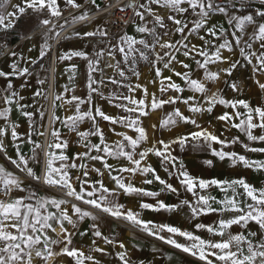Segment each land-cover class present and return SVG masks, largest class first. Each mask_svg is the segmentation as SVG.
I'll return each instance as SVG.
<instances>
[{
    "label": "snow or ice",
    "instance_id": "1",
    "mask_svg": "<svg viewBox=\"0 0 264 264\" xmlns=\"http://www.w3.org/2000/svg\"><path fill=\"white\" fill-rule=\"evenodd\" d=\"M9 2L10 0H0V31L11 30L15 25V21L25 14L28 9L34 12L48 9L54 17H60L62 14L58 0H22V3L12 5V11H5L6 5ZM252 2L253 0H224V3H218L217 0H143V3H137V0H129L126 7L132 8L135 11V15L141 21L145 20V15L151 16L152 22L160 28L165 27L164 17L158 14L153 6L166 8L170 13H175L176 15L169 14L167 19L176 25L175 32L180 34L181 39L161 43L162 38L156 33L155 28H149L145 23L143 26H137L136 31L142 34L149 33L154 36L155 40L152 44H149L146 40H137L135 37L125 34L120 37V44L109 49L108 56L110 58L114 59L115 50L118 48L125 64H129V60L131 59L132 64H129L128 70L137 77L140 74L134 67L136 60L135 53H139L140 58L145 60L148 59V56L145 52L136 48L135 45H143L144 48L151 50L155 55L153 65L155 76L158 79L151 81V83L159 84L161 96L158 97L155 92L149 93L148 88L144 85L137 84L135 87L128 85L129 95L114 96L109 101L110 103L117 100L126 101V103L114 104L115 107L121 109L126 115H110L99 107H95L93 110L91 94L96 93L101 98H104L103 93L99 92L98 88L92 87L96 81L92 78L91 72L98 70L99 60L93 61L89 59L88 54L84 51H71L64 54L61 59L80 57L88 61L89 97L87 100H83L73 96L70 100L65 101L67 104H72L73 101H76L75 114L66 116L61 121L69 132L76 133L79 137L78 142L85 150L76 153L73 157L66 155L63 150L68 148V141L61 139L60 132L54 129L52 135L58 142L48 145L50 151L44 153L47 157V172L44 177V183L49 187L64 190L66 196L73 197L75 200L101 213L129 223L140 232L190 255L199 264H264V188H256L248 183L244 177L231 180H205L193 177L185 169L183 162L173 155V145H179L181 150L189 142H194L193 147L197 148L206 145L212 154L220 160L228 159L232 166L240 164L245 168L255 171H264V160H252L235 151H225V148L230 147L232 144L240 143L241 147L247 152L264 153V147H252L249 144L241 142L239 137H234L231 140L221 139L208 129L202 128L196 119L185 116L179 108H175L172 113H169L162 120L160 124L161 128L174 127L179 120L183 123L194 125L198 130L168 141L160 139L150 147L145 146L142 150L137 151L141 144L147 145L148 142V134L142 126L141 117H147L150 111L161 109L165 105H175L178 102L188 106L189 111L192 113L206 111L211 114L216 105L231 108L234 110L233 112L229 113L225 111L223 114L218 115L216 119L225 122L226 129L232 127L244 133L248 141L264 143V105L253 107L248 101L243 99L228 100L223 98L219 94L218 89L213 92L206 87L204 82L199 79H193L191 76V66L183 61H177L176 58V53H180L186 58L195 60L198 68L203 69L205 80L215 83L220 80L221 73L231 76L240 62L238 60L232 61L227 68H223L219 72L210 71L208 66L217 62L228 63V59L222 56L221 50L227 49L231 52L233 42L237 47L243 43L244 47H240V54L244 56L248 64H252L253 59L257 61L253 65L254 72L264 73V51L257 55L256 51L252 50L253 43L255 42H259L260 48L264 49V0H258L261 7L255 8L254 11L244 15L237 14L250 7ZM65 3L71 7H81L77 3V0H65ZM92 4L99 9L100 6L97 4V0H92ZM183 5H187V7ZM189 8L192 10L193 15L197 17L196 20L192 21L193 26L190 29L186 20L177 18V16H182V14L186 13ZM230 8L234 10L231 15H229ZM120 10L124 11L123 8ZM214 13L227 16L228 24L230 26L234 25L235 29L240 33V35H237V31H233L230 34L234 38V41L228 39L227 30L223 27L217 31L215 25L211 27L207 26L209 23L208 17ZM86 19H88V13L85 11L80 16L74 17L73 23ZM40 22L46 26L51 23V20L43 19ZM247 26H253V31L248 35V39L245 40L244 35L246 34ZM61 28L63 29L64 25H61ZM186 29H188V32L185 31ZM201 30H205V35L199 36V39L204 42L203 45L197 46L191 44L189 37L193 33L198 34ZM49 32H52V29H49ZM74 35L78 38H88L96 35L106 37L108 34L107 31L97 28L94 31L77 32ZM59 36L60 33L55 32L50 38L58 39ZM206 36H211L213 40H219L223 37V42L218 46L213 44L215 51L211 54H209L208 45L212 44L213 41L206 39ZM66 39H71V37H66ZM157 46H159V52L156 51ZM46 48H50L47 36L44 46L40 51L41 59L46 55ZM245 48L250 51L245 52ZM11 55L16 56L17 54L12 52ZM96 55L97 57H102L104 55L103 50L97 52ZM196 56L202 57V61L196 59ZM174 62L179 63L185 71H176L172 67ZM30 63H36V61H30ZM160 64H162L163 69H170L173 75L183 80L188 89L203 94L205 103L208 106L204 107L196 102L194 96L184 98L180 95L185 91V88L173 81L172 76H164L162 68L157 66ZM107 66L115 67L118 75L127 79L124 69L120 68L119 61L116 62L115 66L111 63ZM11 68V72L0 70V78L8 80V77L12 75H30L28 67L18 69L17 65L13 63ZM109 79L114 84L124 86L122 81H117L114 77ZM40 83L43 84L44 81L41 80ZM256 83L261 89H264V83H260L259 80ZM229 86L233 91H238V86L235 82L230 83ZM137 89L142 92V98L140 99H136L132 95ZM169 90L174 91L177 95L163 98ZM3 93L5 95L0 96V99H3L7 105L11 106L15 103L21 110L26 107L19 103V100H22L23 97H20L19 93L13 89V84L10 80H8L4 87ZM35 95L40 96L41 93L37 91ZM56 99L61 100L63 98L58 95ZM85 103L89 107L87 111L82 112L81 105ZM239 108H243L245 111H238L237 109ZM10 112L11 107L0 111V118L7 121ZM22 115L31 120L34 114L22 111ZM41 116H43V113H41ZM241 116L244 118L239 119V123H236V119ZM98 118L112 125L113 133L120 137V139L112 143L107 142L103 129L97 123ZM54 119L59 120L60 118L54 117ZM85 120L90 121L91 127L87 131H80L79 126ZM116 125L133 129L138 135L133 138V136L127 135L125 132H116ZM9 127L11 128V138L16 148V158H6L19 171L26 173V177L39 182L40 177L29 165V160H37L38 153L36 149H42L43 146L31 140L29 136L26 142L33 145V155L30 158L26 157L21 152L20 143H17V141L23 142L16 130L18 125L9 121L4 127H0V153L6 155L7 150L4 137L8 134ZM152 127L155 129L157 126L152 125ZM254 129H260V134H254ZM39 135H44V133L40 132ZM91 137H98L99 143H93L90 139ZM213 144L220 145V148H214ZM52 149H59L61 151L57 154ZM149 154H154L160 159L161 167L168 174V179L162 178L151 163L147 162ZM109 159H112L116 163H109ZM121 159L126 160L128 166L120 165L119 161ZM85 160L98 161L102 167H90L88 163L84 162ZM57 161L60 162L59 166H56ZM77 161L80 163H77ZM206 163L211 164L212 162L207 161ZM70 169H78L81 172V175L75 177V181L79 185L78 190L74 186ZM91 172H95L101 178L107 173L114 182L115 187L108 188L104 184L103 179L90 181L87 178ZM125 173L129 175L125 176ZM137 173L143 177V184L152 185L154 182H158L161 185L160 190L150 191L144 187L135 186L132 180ZM149 175L151 178H149ZM172 177H175L178 184L186 192L191 193L194 199L191 201L182 199L179 203L174 204H168L159 199H156L155 203L141 201L139 205L141 211L149 210L172 213L187 208L190 213V219L217 213L220 218L214 223H196L194 228L196 231H206L210 237H220L219 240L205 239L194 231L181 229L168 223H156L152 220H144L141 218L140 211H133L130 208L126 209L125 205L118 202L121 194L151 197L153 199L159 197L162 192H171L178 195L179 189L169 182ZM0 186H2L0 187V245H2L0 246V264H34V258H40L47 264L53 256L59 255H66L72 258L75 264H84L85 259L92 261L93 264H100V261L95 260L94 257L90 255L85 257L81 250L70 247L72 244L71 237L74 233L69 232L68 228L65 227V222L75 230L79 222L85 218H90L93 221V224L90 226L93 237L102 238L106 244L118 246L121 251H118L116 256L121 261V264H131L125 244L103 236L99 225L95 223L99 217L93 214V212L83 210L73 203L72 215H69L68 209L66 207L62 208V205L70 203L69 200L38 195L36 191L25 186L23 180L14 173L7 171L3 166H0ZM210 187L219 188L224 192L223 200H217L211 195L201 194ZM240 189L242 191H238ZM15 190L27 194L13 198L11 193ZM229 190L231 191V196L228 195ZM240 197H243V199ZM213 204H219L220 207H214ZM50 208H54L56 211H50ZM226 213H231L232 215L225 218ZM73 215L77 219L74 220L72 218ZM250 222H254L258 226L260 230L259 234L262 237L260 241L254 240L258 235L257 232L248 231L247 235H245L244 232L233 234L230 231L234 225L247 228ZM54 224L60 228L58 235L62 236V239H52L48 235L49 231L56 232ZM80 235H87V232H81ZM178 238H183L184 242H180ZM95 243L96 240L93 239V245ZM53 245H63V247L59 251H54ZM134 247L138 246L134 245ZM93 250L104 255L108 254L105 249L100 247H95ZM168 258L171 259L170 256ZM140 264H144V262L141 261Z\"/></svg>",
    "mask_w": 264,
    "mask_h": 264
},
{
    "label": "crops",
    "instance_id": "2",
    "mask_svg": "<svg viewBox=\"0 0 264 264\" xmlns=\"http://www.w3.org/2000/svg\"><path fill=\"white\" fill-rule=\"evenodd\" d=\"M20 3H22V0H10V2L6 5L5 11H12V5ZM77 3H79L81 7L76 12L70 14V16L64 15V11L68 7L65 0H58L60 11L62 13L60 17L52 16L48 9H44L41 12H34L31 9H28L25 14L21 15L19 19L15 21V25L11 30L2 31L3 34L0 38V70L11 72V65L15 63L18 69L28 67L30 72V75H12L8 77V80H10L13 84V89L19 93L20 97H23L22 100H19V103L25 105L26 107L21 110L15 103L9 106L3 101V99H0V111L11 107L8 120L6 121L5 119L0 118V127H4L9 121L18 125L16 130L20 134L23 142L17 141V143H20L22 154L28 158L33 155V145L26 142L29 136L31 137V140L36 141L43 146L42 149H36V152L38 153L37 160H29V165L33 168L40 179L44 178L47 172V157L44 153L50 151L48 145L58 142L52 135L54 129L60 132L61 139L68 141V148L63 150L66 155L73 157L76 153L85 150L78 142L79 137L76 133L69 132L61 121L66 116L75 114L76 101H73L72 104H67L65 101L70 100L73 96L79 97L83 100H87L89 97L88 61L80 57L61 59L64 54L70 53L71 51H84L88 54L89 59L93 61L99 60V64L97 66L98 70L91 72L92 78L96 81L92 87L98 88L99 92L103 93L104 98H101V96L96 93L91 94L93 110L95 107H99L105 113L110 115H126V113H124L121 109L114 106L115 103H126V101L117 100L113 101V103H110L109 101L112 100L114 96L129 95L128 85H131L132 87H135L137 84L144 85L148 88L149 93L155 92L158 97L161 96V93L159 92V84L151 83V81L158 79L155 76L153 65L155 55L151 50L144 48L143 45H135L136 48L145 52L148 56V59L145 60L140 58L139 53H135L136 60L134 67L140 74L139 77H137L128 70L129 64H132V60H129V64H125L123 62L122 54L119 52L118 48L115 50L114 59L110 58L108 56L109 49L120 44V37L125 34L133 36L137 40H146L149 44H152L155 40L154 36L149 33L142 34L136 31L137 26H143L145 23L149 28H155L156 33L162 38L161 43L164 41H176L181 39L180 34L175 32L176 25L167 19L169 14H176L170 13V11L166 8H158L155 5L153 6L154 10L164 17V28H160L155 25L152 22L151 16L145 15V20L141 21L140 18L135 15L134 20L128 28L124 30V32L116 35L114 39H111L108 36L102 37L100 35L88 38H78L74 35V33L94 31L97 28H100L102 31H106V22L105 17L100 15V17L87 19L83 22L76 21L73 23V18L80 16L83 12L86 11L88 16H90L97 10L90 0H77ZM138 3H143V0H139ZM183 6L187 7V5ZM257 7H261L258 1L253 2L250 7L238 12L237 14H247L248 12L254 11ZM141 11L143 10L141 9ZM233 11L234 10L230 8L229 15H231ZM177 18L186 20L188 22L189 29L193 26L192 21L197 19V17L193 15L190 8L186 13L182 14V16H177ZM43 19H49L51 20V23L45 26L40 22ZM208 21V27L215 25L217 31L223 27L227 30L228 39L234 41V38L230 34L237 30L234 25L230 26L228 24L227 16L214 13L208 17ZM61 25H64L63 29L61 28ZM49 29H52V32H49ZM185 31L188 32V29ZM252 31L253 26L246 27V34L244 35L245 40L248 39V35L251 34ZM55 32L60 33L59 38H50ZM165 33H167V35H165ZM201 35H205V30H201L198 34L193 33L189 37L191 44L202 46L204 42L199 39V36ZM237 35H240L238 31ZM46 36L48 38L50 48L45 49L46 55H44L41 59L40 51L44 46ZM66 37H71V39H66ZM206 39L213 41L212 44L208 45L209 54L215 51L213 44L218 46L223 42V37L219 40H213L211 36H206ZM240 47H244L243 43L237 47L233 42V49L231 52L227 49L221 50L222 56L228 59V63L217 62L216 64H210L208 66L210 71L219 72L221 69L227 68L229 63L232 61L238 60L240 62L237 68L232 72L231 76L221 73L220 80L215 83L205 80L204 71L203 69L198 68L195 60L186 58L180 53H176V58L177 61H183L191 66V76L193 79H199L204 82L206 87L213 92L218 89L219 94L223 98L228 100L243 99L248 101L253 107L262 106L264 105V89H261L256 81L259 80L260 83H264V73L253 71V65L256 64L257 61L253 59V63L248 64L244 56L240 54ZM101 50H103L104 55L102 57H97L96 53ZM252 50L256 51L257 55L264 51V49L260 48L259 42L253 43ZM156 51H160L159 46L156 47ZM248 51L250 50L245 48V52ZM12 52H15L17 55L12 56ZM196 59L202 61L203 58L196 56ZM30 61H36V63H30ZM117 61L120 62V68L124 69L127 79L120 77L117 70L112 69L113 67L107 66L109 62L114 66ZM157 66L162 68L164 76H172L173 81L185 88V91L180 95L184 98L194 96L196 102L204 107L208 106L205 103L203 94L188 89L183 80L173 75L170 69H163L162 64ZM172 67H174L176 71H185V69H183L180 64L176 62L173 63ZM111 77H114L117 81H122L124 86L110 82L109 78ZM8 80L0 78V96L5 95V93H3V89ZM41 80L44 81L43 84L40 83ZM232 82L237 84L238 91H233V89L229 86ZM22 85L25 86L22 87ZM37 91L41 93L40 96L35 95ZM58 95L63 99L57 100L56 97ZM132 95H134L136 99L142 98V92L139 89L132 93ZM172 95L177 94L174 91L169 90L163 98H167V96ZM88 107L89 105L87 103L82 104L81 111H87ZM175 108H179L185 116L196 119L197 123L200 124L202 128L208 129L221 139L231 140L234 137H239L241 142L249 144L252 147H264V143L248 141L244 133L240 132L236 128L228 127L226 129L225 122L218 121L216 119L218 115L223 114L225 111L229 113L233 112V109L225 108L223 105H216L211 114L206 111L201 113H192L189 111L188 106L178 102L175 105H165L161 109L150 111L147 117H141L142 126L146 129L148 134V142L147 145L141 144L137 151L142 150L145 146L150 147L153 143H156L160 139L168 141L178 136L186 135L189 132L198 130L194 125L186 124L179 120L174 127L161 128L160 124L162 120L165 119L169 113H172ZM237 110L241 112L245 111L243 108H239ZM22 111L33 113L34 115L32 119L29 120L27 117L22 115ZM41 113H43V116H41ZM133 115L135 116V114ZM54 117H59L60 119L57 120L54 119ZM243 118L244 117L241 116L236 119L235 122L239 123V119ZM97 123L103 129L107 142L112 143L117 139H120V137L113 133V126L108 122L102 121L98 118ZM152 125H156L157 127L154 129ZM90 127V121L85 120L82 124H80L79 130L87 131ZM115 129L116 132H125L127 135L133 136V138L138 135L133 129L124 128L120 125H116ZM40 132H43L44 135H39ZM253 132L254 134H260V129H254ZM48 134L49 141L46 147L45 136ZM90 139L93 143H99L98 137H91ZM4 143L7 151L6 155L4 153H0V166H3L7 171L14 173L24 181L25 186L36 191L40 196L64 198L69 200V204L62 205V208L66 207L68 209L69 215H72L73 203L77 204L83 210L93 212V214L99 217L95 223L99 225V229L103 236H107L117 242H123L125 244L131 264H140L141 261H143L144 264H199V262L190 255H183L180 250L159 242L158 239L140 232L123 220L101 213L75 199H69L67 196L49 189L48 186H40L37 181H28L25 178H21L23 175L25 177L26 173L19 171L10 162V160L6 158H16V148L11 138L10 127L8 128V134L4 137ZM193 143L194 142H189L186 144L183 150H181L179 145H173V155L178 157L179 160L183 162L185 169L193 177H199L205 180H231L244 177L248 183L256 188H264V171H255L253 169L245 168L240 164L232 166L228 159L220 160L218 157L214 156L206 145L197 148L193 147ZM157 146L159 147L158 144ZM212 146L217 149L220 148V145L218 144H213ZM52 151H56V153L59 154L61 150L52 149ZM225 151H235L252 160H264V153L247 152L243 147H241L240 143L232 144L230 147L225 148ZM207 161H211L212 163L208 164L206 163ZM84 162L88 163L90 167H102L101 163L98 161L85 160ZM147 162L151 163L162 178L168 179V174L161 167L160 159L158 157L154 154H149ZM59 163L60 162L57 161L56 166H59ZM77 163L80 162L77 161ZM109 163L116 162L109 159ZM119 164L128 166V162L124 159H121ZM70 174L73 177L74 186H76L78 190L79 185L78 182L75 181V177L77 175H81V172L78 169H70ZM124 175L128 176L129 174L125 173ZM149 178H151L150 175ZM87 179L90 181L103 179L104 184L108 188L111 189L115 187L114 182L110 179L107 173H105V175L101 178L95 172H91ZM142 180L143 177L137 173L133 178L132 183L137 187H144L150 191H159L161 188V185H159L158 182H154L152 185H145L142 183ZM169 182L179 189L178 195L172 194L171 192H162L159 197L153 199L151 197L127 196L121 194L118 202L125 205L126 209L130 208L133 211H140L141 218L144 220H152L156 223H168L180 227L181 229L194 231L197 235H201L205 239L219 240L220 237H210L206 231H196L194 228L196 223H214L220 218L217 213L202 215L199 218L190 219V213L187 208H183L178 212L172 213L164 211L153 212L149 210L141 211L139 208L141 201L155 203V200L159 199L163 200L165 203L174 204L179 203L182 199H188L190 201L194 199L191 193L186 192L185 189L178 184L175 177H172ZM238 191H242V189ZM26 194L27 193L25 192L15 190L11 193V196L16 198ZM201 194L211 195L217 200H223L225 195L224 192L216 187H210ZM228 195L231 196L230 190ZM240 198L243 199V197ZM213 206L217 208L220 207L219 204H213ZM49 210L53 212L56 211L54 208H50ZM231 215V213H226L225 218H228ZM72 218L74 220L77 219L74 215ZM92 224L93 221L90 218H85L83 221L79 222L77 229L74 230L65 222V227L68 228L69 232L74 233L71 237L72 244L70 247L78 248L84 253L85 257L89 255L94 257L95 260L100 261V264H121V261L116 256V253L121 251V249H119L118 246L106 244L102 238H94L90 227ZM54 226L56 227V232L49 231L48 235L52 237V239H62L63 237L58 235V233H60V228L55 224ZM230 231L233 232V234L244 232L245 235H247L248 231L257 232L258 235L254 238V240L260 241L262 239L259 234L260 230L254 222H250L247 228L234 225ZM81 232H87V235L81 236ZM93 239L96 240L95 245H93ZM178 240L182 243L184 242L183 238H178ZM134 245H137L138 247H134ZM61 247H63V245H53L54 251H59ZM95 247L105 249L108 254L104 255L94 251L93 249ZM169 256L171 259L168 258ZM34 264H45V262L40 258H34ZM47 264H75V262L72 258L67 257L66 255H59L53 256ZM84 264H93V262L85 259Z\"/></svg>",
    "mask_w": 264,
    "mask_h": 264
},
{
    "label": "built area",
    "instance_id": "3",
    "mask_svg": "<svg viewBox=\"0 0 264 264\" xmlns=\"http://www.w3.org/2000/svg\"><path fill=\"white\" fill-rule=\"evenodd\" d=\"M92 1V0H90ZM258 0H253V2H256ZM139 0H137V3ZM218 3H224V0H217ZM252 2V3H253ZM129 3V0H97V4H99V9H97L94 13H92L90 16H88V19L96 18L103 16L105 17V22H106V31H107V36L111 39H114L116 35L121 33L123 30H125L133 21L134 19V14L135 11L132 8L126 7V5ZM252 5V4H251ZM124 9V11H121L120 9ZM79 8L71 7L68 6L65 11L64 15L65 16H70V14L76 12ZM87 20V19H86ZM85 21V20H83ZM81 21V22H83ZM79 22V23H81ZM25 178L26 180L30 181H35L31 179L30 177H22ZM40 186H47L44 183V178H41L39 182H37ZM49 187V186H48ZM49 189L59 193L63 194L64 190L56 187H49ZM66 196V195H65ZM69 199H74L73 197H68ZM159 242L163 243L162 241L158 240ZM165 244V243H163ZM167 245V244H165ZM169 246V245H167ZM181 253L184 255L181 251ZM188 255V254H185Z\"/></svg>",
    "mask_w": 264,
    "mask_h": 264
},
{
    "label": "rangeland",
    "instance_id": "4",
    "mask_svg": "<svg viewBox=\"0 0 264 264\" xmlns=\"http://www.w3.org/2000/svg\"><path fill=\"white\" fill-rule=\"evenodd\" d=\"M134 16H135V14H134ZM134 18H135V17H134ZM133 20H134V19H133ZM127 28H128V27H127ZM127 28H126V29H127ZM126 29H125V30H126ZM122 32H124V30H123ZM122 32H121V33H122ZM2 34H3V32L0 31V38L2 37ZM119 34H120V33H119ZM109 63H110V62H109ZM115 65H116V64H115ZM115 65H114V66H115ZM112 69H113V70H114V69L116 70L115 67H113ZM103 87H105V86H103Z\"/></svg>",
    "mask_w": 264,
    "mask_h": 264
},
{
    "label": "bare ground",
    "instance_id": "5",
    "mask_svg": "<svg viewBox=\"0 0 264 264\" xmlns=\"http://www.w3.org/2000/svg\"><path fill=\"white\" fill-rule=\"evenodd\" d=\"M48 136H49V134L47 135V136H45V141H46V144H45V146L47 147V144H48ZM22 177H24V175L22 176Z\"/></svg>",
    "mask_w": 264,
    "mask_h": 264
}]
</instances>
